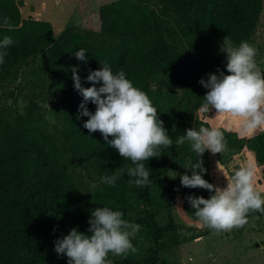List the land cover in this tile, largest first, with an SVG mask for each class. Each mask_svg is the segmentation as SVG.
Here are the masks:
<instances>
[{
  "label": "trees",
  "instance_id": "16d2710c",
  "mask_svg": "<svg viewBox=\"0 0 264 264\" xmlns=\"http://www.w3.org/2000/svg\"><path fill=\"white\" fill-rule=\"evenodd\" d=\"M137 1L108 10L102 20L106 28L101 25L100 31L68 25L55 36L51 23L22 19L17 0H0V41L5 36L14 41L0 64V264H68L66 255L55 251L56 239L72 228L88 234V221L97 207L120 210L125 220L135 223L129 205V189L135 186L129 180L134 178L125 172L115 186L102 182V177L133 165L99 131L89 133L83 127L88 117L79 115L83 96L72 79V69L78 66L82 85L91 87L86 82L89 70L100 69L105 61L114 74L123 70L147 93L173 139L159 158L144 162L151 183L136 186L150 209L146 253L112 264H182L168 259L164 235L208 229L175 221L177 189L184 212L195 221L187 197L207 199L212 194L181 185L182 175L191 176L189 161L197 162L198 156L190 142L178 146L175 139L188 128L210 127L208 113L200 111L208 89L199 81L223 67L225 37L234 46L251 44L263 0ZM4 17L10 18L11 31L3 26ZM80 49L85 50L86 63L75 58ZM47 103L49 108L41 106ZM86 106L95 111L91 102ZM223 133L227 146H245L252 153L264 180V132L248 138ZM207 151L199 157L202 166ZM216 155L223 165L221 154ZM161 178L171 187L163 216L152 210L151 199L152 183Z\"/></svg>",
  "mask_w": 264,
  "mask_h": 264
},
{
  "label": "clouds",
  "instance_id": "9594fccd",
  "mask_svg": "<svg viewBox=\"0 0 264 264\" xmlns=\"http://www.w3.org/2000/svg\"><path fill=\"white\" fill-rule=\"evenodd\" d=\"M3 26L10 31L13 29L9 17L3 18ZM13 43V39L7 36L0 41V64L4 63L6 49ZM221 51L227 54L228 74L217 69L218 75L210 73L207 80L202 78L199 81L208 89L200 111L215 110L217 116L229 117V122L238 123L241 136L264 132V71L257 63L256 47L248 41L234 46L225 37ZM74 55L77 60L87 62L84 49L76 51ZM78 71V66L73 67L72 79L74 88L83 96L79 115L88 117L83 127L89 133L99 131L107 144L133 165L102 177V182L115 186L117 179L126 172L134 178L129 180L130 185L143 187L150 184V173L144 162L153 157L159 158L162 148L173 145V139L158 118L157 108L146 92L126 78L123 70L114 74L106 61L100 69L89 70L86 82H90L91 87L82 85ZM97 84L101 86L97 87ZM88 102L96 106L94 112L87 108ZM41 106L49 108V103ZM110 136L113 139L109 140ZM186 141L190 142L198 161H189L187 169L191 170V176L182 175L181 185L212 193L207 199L203 196L187 197L201 227H207L217 234L229 232L243 228L248 223L250 212L264 214V191L257 187L258 168L251 159L234 171L224 187L215 186L203 178L206 170L199 157L206 150L221 154L226 149L225 136L220 127L188 128L185 135L176 137L175 143L180 146ZM95 187L93 184L92 188ZM123 216L122 211L107 206L95 208L88 221V234L72 228L68 235L56 239V253L66 255L68 264H112L108 258L110 253L124 257L136 253L132 239L141 226L125 220Z\"/></svg>",
  "mask_w": 264,
  "mask_h": 264
},
{
  "label": "rangeland",
  "instance_id": "374dc122",
  "mask_svg": "<svg viewBox=\"0 0 264 264\" xmlns=\"http://www.w3.org/2000/svg\"><path fill=\"white\" fill-rule=\"evenodd\" d=\"M21 3L20 12L22 19L38 18L40 21H46L52 24L55 36L72 24V20L79 18L82 22L91 23L95 31H100L103 26L104 18L106 19L107 11L115 8H123L130 4H137V0H17ZM147 4V3H144ZM74 17V18H73ZM107 22L103 28H106ZM75 26V25H74ZM90 30V29H89ZM252 45L257 49V63L261 70L264 71V0L261 17L257 24V29L252 38ZM227 55V54H226ZM226 56L224 65L220 68L225 74ZM210 73L219 74L217 70ZM208 78V75H207ZM19 105L22 107L23 102ZM211 118L212 125L223 128L222 123L228 131H234L239 127L236 122H229L227 116H217L215 110L207 112ZM238 129V128H237ZM238 133V131H237ZM242 137H251L243 135ZM224 164L221 165L217 160V155L207 151L205 162L212 171V178L204 177L209 183L224 187L232 174L241 164L230 162L221 155ZM226 161H225V160ZM161 182V181H160ZM156 182V187L152 193V202L156 210H165L167 212L170 203V196L167 195V189L163 187V181ZM167 185L168 181L165 179ZM257 187L264 191V181L257 178ZM177 193V190H176ZM129 205L135 218V223L141 226L140 231L132 239L133 245L137 248L136 253H129L126 257L114 256L109 254L112 263H120L132 259H138L145 255L148 248L151 226L148 222L150 209L144 204L136 192V186L129 189ZM177 195V194H176ZM176 197V196H175ZM181 199V198H180ZM179 199V200H180ZM163 216L164 211H159ZM175 221L191 227L198 223L184 212L182 205L177 202L174 206ZM197 231H195L196 233ZM187 233H193L187 236ZM181 231L175 234L174 247L170 249L168 259L170 261H180L182 264H264V214L259 212H250L248 223L243 228L233 229L229 232L215 233L213 230L199 232ZM169 244L168 241H165Z\"/></svg>",
  "mask_w": 264,
  "mask_h": 264
},
{
  "label": "crops",
  "instance_id": "0c3cea01",
  "mask_svg": "<svg viewBox=\"0 0 264 264\" xmlns=\"http://www.w3.org/2000/svg\"><path fill=\"white\" fill-rule=\"evenodd\" d=\"M74 18V17H73ZM34 19V18H33ZM34 20H38V18H36V19H34ZM72 24H74L75 26H77V27H81V28H84V29H90V30H94V26H92V24L91 23H85V22H82V20L81 19H79V18H75L74 20H72ZM99 27H101V24H99ZM207 121H208V123L210 124V126H212V123H211V118L208 116L207 117ZM222 125H223V128L221 129V131H223V132H225V131H228L227 130V128L225 127V125H224V123H222ZM238 128V129H237ZM237 131H238V133H237ZM233 132H236L240 137H242L240 134H239V127H236V128H234V131ZM254 136V135H253ZM252 137V136H251ZM246 138H248V137H246ZM221 155H224V157H225V159H227V160H229L230 162H235V161H237V163H240L241 165L243 164V163H245L247 160H249V159H251L254 163H255V161H254V158H253V155H252V153L251 152H249L247 149H246V147L245 146H243V147H239V148H235V149H232V148H230L229 146H226V149L221 153ZM224 159V160H225ZM226 161V160H225ZM203 168L206 170V172L203 174V178L204 177H210V178H212V176H210L211 174H212V171L209 169V167H208V165H207V163L205 162V164L203 165ZM258 168V179L260 178L261 180H262V176H261V168L260 167H257ZM199 171V170H198ZM207 179V178H206ZM205 179V180H206ZM213 179V178H212ZM162 182L163 181V183H164V185H163V187L165 188V189H167V195H169L170 196V194H171V187L169 186V185H167L166 183H165V179L164 178H161V179H158V180H155V181H153V183H152V190H151V199H152V193H153V190H154V188L156 187V182ZM262 181H264V180H262ZM160 182V183H161ZM130 189H131V187H130ZM180 189H177V195H176V197H175V204L177 203V202H179V204L180 205H183V200H182V198H181V195H180V191H179ZM181 198V199H180ZM180 199V200H179ZM175 204H174V206H175ZM152 210L154 211V212H156V213H159V211H164L165 212V210H163V209H161V210H156L155 208H154V206H153V202H152ZM173 212H174V207H173ZM198 223H196V224H193L192 226H194V227H200V223H199V221H197ZM209 230H211V229H206V230H203V231H197L194 235H198L199 234V232H206V231H209ZM149 232H150V230H149ZM179 232H181V231H177V232H174V233H167V234H165L164 235V237H163V241H164V243H165V241H168L169 242V244H166L165 243V245L168 247V248H170V249H172L173 247H174V244L176 243V241L174 240L175 239V234L176 233H179ZM198 233V234H197ZM191 234H193V233H187V236H189V235H191Z\"/></svg>",
  "mask_w": 264,
  "mask_h": 264
}]
</instances>
